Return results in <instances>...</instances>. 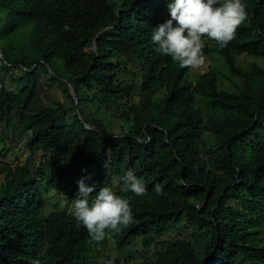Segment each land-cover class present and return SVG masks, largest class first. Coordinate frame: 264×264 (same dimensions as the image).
<instances>
[{
    "label": "trees",
    "instance_id": "obj_1",
    "mask_svg": "<svg viewBox=\"0 0 264 264\" xmlns=\"http://www.w3.org/2000/svg\"><path fill=\"white\" fill-rule=\"evenodd\" d=\"M167 3L0 0V155L6 130L23 137L27 152L24 164L2 170L0 264H91L94 241L68 209L77 181L91 176L86 182L97 191L124 187L129 169L147 192L118 194L130 200L133 221L108 234L119 250L135 240L157 250L155 259L133 264H264V68L236 65L239 55L264 60V0H246L248 19L227 47L205 44V56L236 78L233 93L218 89L213 69L190 75L154 52L152 29L168 18ZM24 27L38 59L12 62L10 37ZM92 45L96 52H86ZM125 60L138 68L129 83L119 79ZM52 65L61 75L48 73ZM19 66L30 71L13 90L3 76ZM37 70L62 88L68 109L39 104ZM159 90L165 94L156 102ZM87 103L112 118L119 133L103 129L100 136L83 110ZM207 133L210 145L200 149ZM48 191L68 205L50 203ZM181 224L189 238L163 237Z\"/></svg>",
    "mask_w": 264,
    "mask_h": 264
},
{
    "label": "clouds",
    "instance_id": "obj_2",
    "mask_svg": "<svg viewBox=\"0 0 264 264\" xmlns=\"http://www.w3.org/2000/svg\"><path fill=\"white\" fill-rule=\"evenodd\" d=\"M246 0H168V18L152 29L153 50L170 57L181 68L201 69L206 64L205 37L223 49L235 39L238 28L248 19ZM91 176L81 177L71 204L78 227L87 230L93 241H102L109 232H119L133 221L129 199L111 187L98 191ZM124 190L136 196L147 192L145 180L129 169L122 177ZM155 191L161 193L156 185ZM95 193L94 198L92 194Z\"/></svg>",
    "mask_w": 264,
    "mask_h": 264
},
{
    "label": "rangeland",
    "instance_id": "obj_3",
    "mask_svg": "<svg viewBox=\"0 0 264 264\" xmlns=\"http://www.w3.org/2000/svg\"><path fill=\"white\" fill-rule=\"evenodd\" d=\"M222 2L223 0H221V3ZM29 30V27H24L17 34L10 37L12 50L9 53V57L11 58L12 62L22 59L25 62L30 63L38 59L37 54L32 52L27 46V36L29 34ZM107 30L111 34L114 33L112 28H109ZM204 43L209 44L210 39L205 37ZM85 51L96 52L95 46L92 45ZM0 62H2L1 58ZM124 62L126 64L124 67L126 72L121 73L119 75V79L121 82L129 83V81L132 78H135L138 74V68L135 64V61L129 62L125 60ZM253 63L264 68V60L246 55L236 56V65L246 71H250L251 64ZM56 66L59 68L58 64H56ZM51 67L52 70L47 68V71L50 75H61L59 70L55 68L54 65H52ZM209 68L213 69L217 74L218 89L220 91L227 93L235 92L233 81H236V78L228 71L223 62H221L213 55L206 56V64L201 69H190V75L203 74L207 72ZM25 71L28 72L30 70ZM25 71H22L19 66V68H13L11 72L6 73V75H4L3 77L7 87L13 90H19L21 87H23L26 83V75L24 74ZM37 75L39 80V104L43 106L49 105L51 107H55L56 104H59L62 106V110L68 109L70 107V101L66 99L65 95L62 92V88L58 87V83H52L48 81V77L44 75L41 70H37ZM62 79L66 83L67 89L73 99V102L76 103V98L72 91V88L70 87V84L66 82V78ZM164 94V90H159L153 97V100L158 102L163 98ZM197 106H200L202 109L206 110V101L203 98H197ZM95 108L96 105L87 103L83 107V110L87 115H89V118L94 120L98 125L99 135H104L102 133L103 129L111 130L112 132L118 134L119 128L117 123L111 121L112 118H110L107 114H102L99 111L96 112ZM205 112L210 113V110H207ZM70 119L71 114L67 113V116L65 118L66 122H70ZM88 128L92 129L91 127ZM2 137L4 140V150L0 155V183H2L3 168H14L15 165H22L24 164L27 157V152L24 151L22 147V143L24 140L22 136L11 130H6L2 133ZM211 140L212 136L208 133L205 134L203 139L204 144L200 145V149L207 148L210 145ZM113 190L117 194H119L120 192H124V187L118 186L117 183H115L113 186ZM47 198L49 199L50 203H54L60 200V208H65L68 205L65 204L66 202L64 203L62 199L59 198V196L54 195L53 191H48ZM71 204L72 202L68 205L69 210H71ZM197 207H199V205H197ZM47 209L52 210V206L48 205ZM190 235V229H186V227L181 224L179 225L178 232L175 233L173 231H168L163 235V237L167 239L189 238ZM156 253L157 250L153 247H151L149 250H144L140 244V240H135L129 246H126L124 249L119 250L116 248L111 235L108 234L106 235L104 240L99 242L94 241L92 245V251L88 255V261L91 264H121L122 262L133 264L142 262L144 260H153L156 257Z\"/></svg>",
    "mask_w": 264,
    "mask_h": 264
},
{
    "label": "water",
    "instance_id": "obj_4",
    "mask_svg": "<svg viewBox=\"0 0 264 264\" xmlns=\"http://www.w3.org/2000/svg\"><path fill=\"white\" fill-rule=\"evenodd\" d=\"M0 58L2 59V55L0 54Z\"/></svg>",
    "mask_w": 264,
    "mask_h": 264
}]
</instances>
